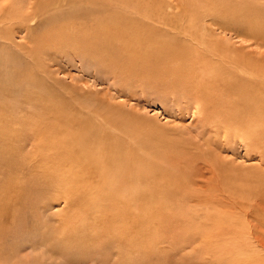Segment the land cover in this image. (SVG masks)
<instances>
[{
  "label": "rangeland",
  "instance_id": "1",
  "mask_svg": "<svg viewBox=\"0 0 264 264\" xmlns=\"http://www.w3.org/2000/svg\"><path fill=\"white\" fill-rule=\"evenodd\" d=\"M112 1L0 0V264H264V143L225 120L245 93L222 100L225 85L208 89L201 66L238 59L236 80L252 66L264 72V10L245 18L225 16L216 0ZM108 2L149 37L194 36L160 55L101 42L113 33ZM146 9L149 18L138 14ZM252 81L259 102L264 75ZM81 123L134 157L136 175L119 187L132 202L93 201L113 178L59 156L67 149L53 133ZM157 161L164 170L152 173Z\"/></svg>",
  "mask_w": 264,
  "mask_h": 264
},
{
  "label": "bare ground",
  "instance_id": "2",
  "mask_svg": "<svg viewBox=\"0 0 264 264\" xmlns=\"http://www.w3.org/2000/svg\"><path fill=\"white\" fill-rule=\"evenodd\" d=\"M38 1H39L40 4H42L46 0H38ZM48 1H50V0H48ZM115 1L116 0H113L112 2L115 3ZM112 2H111V4H112ZM119 2L120 1H118L117 5H119ZM216 2H217V6H220V8L222 7L221 9L219 7L218 8H219V11L220 12H223L225 14V16L226 15L230 16L232 14H234V16H237V15H246V16H244L246 18V17H248L247 15L249 14L248 13V10H251L252 13L258 11V9L259 10H264V7L263 6L262 7L255 6L252 3V0L251 1L250 0H216ZM37 4H38V2H37ZM40 4H38V5H40ZM111 4L109 3V4L106 5L108 7V10L107 11L104 10L105 11L104 12V16H105V22L104 23H106V25H107L108 28L110 26V29L112 30L113 33L111 34L112 36L111 35H108L109 38H105V36H104L103 39L101 40V42L105 41L108 44H112L114 42H116V43L119 44L120 42H122L123 44L120 43V47L119 48H122L123 50H127L128 49V46H130V47L133 46L134 48H136L135 49L136 51H137V49L140 50V48H141L143 50V52L141 51L142 53H147V52H144V51H148V49L152 48L154 50H158L157 53H158V55H160V52H163L164 50H167V49H169L171 47L173 48L174 46L188 44V41L189 40H186L187 38L185 39V36L186 35H189L190 34L189 36H194L193 35V32L191 34V33H185L184 31L180 30V33L175 34L174 39H170V36H167V35L165 37L162 34L159 36V33H158L157 36H155V38H158V39H155L154 37H151V36L149 37L148 35H150V34L147 35V34H145L143 32L144 26H141L139 24L140 21L138 23V21H135L134 18H129L128 17L130 19L129 21H131V24H133L135 22V25H129L128 24V21H127L128 18L126 19V17H125L124 18L125 20L124 19H121L122 17L117 12H114ZM108 5H110V6H108ZM138 8H139V6H138ZM72 11H74V10H72ZM136 11H138V9ZM138 14L141 15V16H144V17L147 16V18H149L150 15H151L150 10H148V9H146L145 12L138 13ZM248 18H252V16H250ZM30 19H31V17L29 16V21H30ZM142 25H144V24H142ZM148 30L150 31V29H148ZM152 32H153V30H152ZM154 35H156V34H154ZM197 36H199V37H197ZM197 36H196L197 38H201L202 37L201 41H199L201 43V45H207V47H209L208 44H206V41H204V38L205 37H203L202 34H201V36L197 34ZM143 37H144V40H143ZM196 37H192L190 39H193V41L195 40V42L197 43L198 41H197ZM88 39H90V38H88ZM210 39H212V38H210ZM195 42L193 43V46L191 48V51L195 47L194 46V44H196ZM98 43H99V41H98ZM110 47H111V45H110ZM187 47L184 48L186 52L187 51H190V48L188 49ZM122 49L120 51H122ZM197 49H199V48H197ZM179 50L182 51L181 48L178 49V51ZM186 52H185V54H186ZM193 52H195V51L193 50ZM197 53H199V52H197ZM214 53L216 54L217 52H214ZM132 54H134V53H132ZM181 54H182V52H181ZM203 54H205V52ZM207 54H205V55H207ZM211 55L214 56L213 53ZM199 56H200V54H198V57ZM133 57H134V55H133ZM175 57H176V55H175ZM139 58H140V56H139ZM143 58H145V57H143ZM212 59H210L208 61V60H205V58H204V60L201 61V66L204 67L203 68V71H202V77L204 78V83L206 84V86H207L208 89H211V91L213 90V87L212 86H215L216 85V87H217L218 85H222L221 88H223L224 85H225V89H223L224 91L221 94H219V97H221V98L223 96H225V94L227 95L226 96L227 98H230L229 96L231 95V93L235 97V92L234 91H236L237 89L242 90L243 93H245L241 97H238V99L236 100V102H234L233 106L228 105V108L226 109V112H225L226 115H227L225 117V120H227L229 122V124L230 123L234 124V126H236V125H242L241 132L244 133L245 135H248L252 139V141H251L252 143H255L256 145L259 146V144L264 143V111H263L264 110V103L262 102V101H264V99L261 100V101H259V102H256V101H253L252 99H250L249 97H250V93L251 92H254L255 90H261V88H259L260 85H261V82L260 83L254 82V81H252V79H255V77L257 78V76L259 78H262L263 75H264V72H261V70L258 67L252 66V67L249 68V69H251L252 72L250 70L247 72L248 69H246L247 75L246 76L244 75L242 78L240 77L239 79L236 80V77L238 75L234 77V73L233 72H234V70L236 68L235 69L232 68L233 64H235V66L238 69H240V71H241V69L242 70L245 69V67L243 68V65H241L242 67L241 66H239V67L237 66L238 65L237 64L238 63V59H237V61L236 60H233L231 62H225V61L224 62H221L220 60L217 61V62H214V61H212ZM131 61H133V60H131ZM239 63H241V61H239ZM249 63L247 62V65ZM239 74H241V73H239ZM238 80H241L242 82L241 81H238ZM237 82H240V86H238V85L235 84ZM208 93H210V92H208ZM211 93L213 94V92H211ZM217 93H219V92H217ZM239 93H241V92H239ZM240 95L238 94L237 96H240ZM227 98L226 99L222 98V100L223 99L224 100H228ZM215 102L219 103L222 106V108L224 109V111H225V108H226L227 104L221 103L222 101H220L219 99H217V101H215ZM260 106H262V108H260ZM228 111H230V113ZM64 117H65V115H64ZM85 125L86 124L81 123L79 126H77L76 129L74 128V129H71V130L69 129L70 131H65V132L63 131V133H61L60 135L55 134L56 132L53 133V132L50 131V134L53 133L54 137L56 138V140H57L56 142L58 143V147L59 148H62V147L64 148L65 147L67 149V151H64L63 153L59 154V156H61V158H63L62 156L65 155L67 158L65 157L64 160H67L69 162L71 161V163L78 162L79 160H82V161H84V162H86L88 164H94L96 166V168L98 167L97 170L96 169L95 170L98 173L102 174V176L105 178V180L109 176H111L113 178V180L111 179L113 182H110V181L109 182H106V184L104 185L105 187L97 188V190L95 189L96 192L94 194H92V195H94L93 198H92L93 201L96 199V197H100L101 199L108 200L109 203L113 207L115 205H117V203H115V201H116L115 198H117V197L120 198L122 202H127V201L128 202H132V200L135 198V195L134 194L132 195L131 192H127V194H125V192H124L123 189H122V193H121L119 187H120V184H123L124 180H126V179L129 180V179H132L133 177H135V176H133L135 174V172H133V171H136V168L134 167V163H133V158L134 157L129 153V150L127 148H125L126 145L124 146V143L123 144L122 143L120 144V142L116 138H114L112 135H110L108 133H96L95 134L93 132V130H91L92 128L86 127ZM223 125H224V123H223ZM97 130H99V129H97ZM68 140H69V142L67 143L66 141H68ZM159 143H161V142H159ZM68 154H71V155H68ZM153 154H154V152H153ZM131 157H133V158H131ZM154 157H155V155H154ZM112 158L113 159L117 158L118 161H117V164L116 165H112L110 163V160ZM159 158H160V156H159ZM129 162L131 163V165L129 164ZM134 162H135V160H134ZM153 165H149L147 167L149 170L150 169L153 170V171H151L152 173H155V172L158 173V171L164 170V168L161 167L162 166V163H158V161H157V164H153ZM125 168H126V170H127V168H128V170H130V171H128L129 173L132 172V173H130L128 175V177L125 175V172H126L125 171ZM80 170H81V168H80ZM137 172H139V171H137ZM147 173H149V172H147ZM165 174H167V173H165ZM163 175H164V173H163ZM125 176L127 178H125ZM157 176H159V175H157ZM125 183H127V182H125ZM112 184L114 186H112ZM166 184H168V182ZM110 186L111 187H115V189H116V191L118 193H120L121 195H126V196L125 197L124 196L121 197L120 195H117L118 193L115 194L116 192L115 193L113 192L115 190H110L109 189ZM148 188H149V186H148ZM83 196H85V195L83 194ZM83 200L81 202H84ZM119 202L120 201H118V203ZM125 209H126V207H125ZM122 212H123V210H122ZM122 212H120V213H122ZM65 235H66V237H64L65 240L70 241L72 239L71 238V234L70 235L65 234Z\"/></svg>",
  "mask_w": 264,
  "mask_h": 264
}]
</instances>
